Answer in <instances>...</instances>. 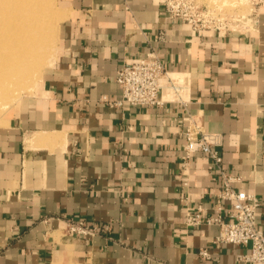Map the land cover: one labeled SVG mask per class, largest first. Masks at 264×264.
Here are the masks:
<instances>
[{
  "label": "crops",
  "instance_id": "obj_1",
  "mask_svg": "<svg viewBox=\"0 0 264 264\" xmlns=\"http://www.w3.org/2000/svg\"><path fill=\"white\" fill-rule=\"evenodd\" d=\"M62 1L54 62L0 123V264H247L249 244L185 222L231 205L204 152L184 164L185 117L216 134L264 229V8L245 29L194 30L161 0ZM151 51L190 73L186 104H116L118 69ZM69 219L109 228L73 234Z\"/></svg>",
  "mask_w": 264,
  "mask_h": 264
},
{
  "label": "built area",
  "instance_id": "obj_2",
  "mask_svg": "<svg viewBox=\"0 0 264 264\" xmlns=\"http://www.w3.org/2000/svg\"><path fill=\"white\" fill-rule=\"evenodd\" d=\"M170 19L191 25L194 30H230L229 20H225L215 9L209 8L198 0H161ZM252 5L245 28L257 21L264 0H247ZM120 88V98L116 104L129 103L139 106L161 107L166 102L186 104L191 93V77L187 71L170 70L160 53L151 51L145 56L131 62H125L116 74ZM186 140L184 142V164L187 165L195 153L202 151L210 159V169L216 171L222 179L219 197L231 201L228 210L230 220H223L220 215L207 216L204 207L198 205L196 210H189L185 222L190 226H199L204 221L219 225V233L213 240L217 247L223 244H249L250 249L239 255L247 264H264V229L259 227L258 207L260 200L254 195L234 186L241 180L238 175L223 166V156L216 147V134L204 129L199 117L188 113L185 117ZM185 167V166H184ZM188 181L184 186H188ZM67 230L73 234L94 235L106 231L109 225L102 227L89 225L84 220L67 221ZM199 254L210 258L207 248H201Z\"/></svg>",
  "mask_w": 264,
  "mask_h": 264
},
{
  "label": "rangeland",
  "instance_id": "obj_3",
  "mask_svg": "<svg viewBox=\"0 0 264 264\" xmlns=\"http://www.w3.org/2000/svg\"><path fill=\"white\" fill-rule=\"evenodd\" d=\"M198 1L217 12L219 11L225 20H229L231 27L237 28L245 27L243 22L248 18V14L253 8L247 0ZM6 3L11 20L18 24L27 18L29 21L30 13H34L40 6L42 9L38 19L31 20L32 23L40 24V31L36 34L37 39H33L36 46H34L32 56H28L23 64L17 67L19 69L15 68L14 72L17 74L14 78H17V81L7 75V81L4 79V85L2 84L0 87V123H3L7 113L21 96L31 93L40 84L43 67L54 62L59 47V27L63 20L64 4L62 0H38L37 2L34 0H6ZM16 34H18V27L12 28V36L14 37ZM18 43L19 46L26 45L24 41H18ZM13 80L16 82L13 83ZM8 81L10 84L6 85L9 83Z\"/></svg>",
  "mask_w": 264,
  "mask_h": 264
},
{
  "label": "bare ground",
  "instance_id": "obj_4",
  "mask_svg": "<svg viewBox=\"0 0 264 264\" xmlns=\"http://www.w3.org/2000/svg\"><path fill=\"white\" fill-rule=\"evenodd\" d=\"M34 1L37 2L38 0ZM41 7L34 13H30L29 21L27 18L18 24L11 20L6 0H0V87L2 84L4 85L5 80L7 81V75L17 81L18 79L14 78L17 74V72H14L15 68L23 64L28 56H32L34 46H36L33 39H37L36 34L40 31V24L37 22L32 23L31 20L38 19L41 15ZM14 27H18V34L13 37L12 28ZM18 41H24L26 45L19 46ZM7 84H10V82Z\"/></svg>",
  "mask_w": 264,
  "mask_h": 264
}]
</instances>
